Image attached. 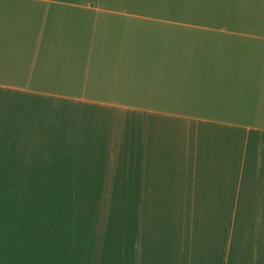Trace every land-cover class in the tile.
<instances>
[{"label": "crops", "instance_id": "1", "mask_svg": "<svg viewBox=\"0 0 264 264\" xmlns=\"http://www.w3.org/2000/svg\"><path fill=\"white\" fill-rule=\"evenodd\" d=\"M82 221L96 264H239L264 226V0H0V235L73 255Z\"/></svg>", "mask_w": 264, "mask_h": 264}, {"label": "clouds", "instance_id": "2", "mask_svg": "<svg viewBox=\"0 0 264 264\" xmlns=\"http://www.w3.org/2000/svg\"><path fill=\"white\" fill-rule=\"evenodd\" d=\"M201 7H219V8H240L244 10L246 6L236 5H214ZM100 56L103 54V49H100ZM13 53L6 50V64L11 61ZM68 52L61 50V56H67ZM82 238L86 243V247L77 251L73 255H64L62 253L53 252L44 254L38 252L30 245L25 243L22 247L21 254H14L8 246L6 235H0V264H96L94 247L92 242L91 232L92 226L86 221H82ZM264 248V226L259 223L254 229H249L242 233L236 241V258L239 264H257L260 261L261 249ZM251 254V261H249ZM111 251L105 253V264H111ZM228 255L233 257L232 249L228 250Z\"/></svg>", "mask_w": 264, "mask_h": 264}, {"label": "rangeland", "instance_id": "3", "mask_svg": "<svg viewBox=\"0 0 264 264\" xmlns=\"http://www.w3.org/2000/svg\"><path fill=\"white\" fill-rule=\"evenodd\" d=\"M68 193H69V195L67 198H73V192H68Z\"/></svg>", "mask_w": 264, "mask_h": 264}]
</instances>
